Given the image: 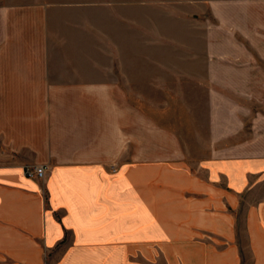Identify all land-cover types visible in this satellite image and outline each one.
Returning <instances> with one entry per match:
<instances>
[{"label":"crops","instance_id":"obj_1","mask_svg":"<svg viewBox=\"0 0 264 264\" xmlns=\"http://www.w3.org/2000/svg\"><path fill=\"white\" fill-rule=\"evenodd\" d=\"M4 28L0 264H264V100L239 99L258 92L259 56L223 53L238 99L223 100L214 139L228 150L190 160L163 150L168 130L151 140L146 119L133 124L126 69L77 48L37 52L33 31Z\"/></svg>","mask_w":264,"mask_h":264},{"label":"rangeland","instance_id":"obj_2","mask_svg":"<svg viewBox=\"0 0 264 264\" xmlns=\"http://www.w3.org/2000/svg\"><path fill=\"white\" fill-rule=\"evenodd\" d=\"M0 22L11 36L33 31L37 52L77 48L99 55L93 63L101 68L126 69L133 124L146 119L151 140L159 139L151 128L168 130L163 150L190 160L228 150L214 139L223 131V100L238 99L223 86V53L255 54L264 65V0H0ZM71 37L83 43L68 44ZM260 82L239 98L245 106L264 100L262 75Z\"/></svg>","mask_w":264,"mask_h":264},{"label":"built area","instance_id":"obj_3","mask_svg":"<svg viewBox=\"0 0 264 264\" xmlns=\"http://www.w3.org/2000/svg\"><path fill=\"white\" fill-rule=\"evenodd\" d=\"M23 173L28 178L42 179L45 176V167L40 165H27Z\"/></svg>","mask_w":264,"mask_h":264}]
</instances>
